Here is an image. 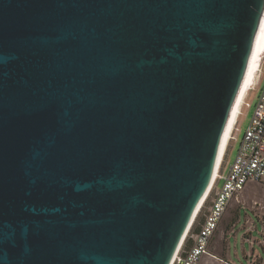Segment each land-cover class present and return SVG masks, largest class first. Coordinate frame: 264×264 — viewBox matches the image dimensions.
Listing matches in <instances>:
<instances>
[{
  "label": "water",
  "instance_id": "obj_1",
  "mask_svg": "<svg viewBox=\"0 0 264 264\" xmlns=\"http://www.w3.org/2000/svg\"><path fill=\"white\" fill-rule=\"evenodd\" d=\"M264 61V0H0V264H171Z\"/></svg>",
  "mask_w": 264,
  "mask_h": 264
},
{
  "label": "built area",
  "instance_id": "obj_2",
  "mask_svg": "<svg viewBox=\"0 0 264 264\" xmlns=\"http://www.w3.org/2000/svg\"><path fill=\"white\" fill-rule=\"evenodd\" d=\"M218 180H221L220 185H218ZM250 181H255L264 187V87L260 91L234 161L228 167L226 174L219 172L208 196L198 211V213L201 211L202 214L199 218L198 228L194 232L192 244L188 249H185L186 236L171 264H201V257L209 253L210 239L214 235L230 200L242 191ZM254 205L259 211L264 208V205H260L259 202H254Z\"/></svg>",
  "mask_w": 264,
  "mask_h": 264
},
{
  "label": "rangeland",
  "instance_id": "obj_3",
  "mask_svg": "<svg viewBox=\"0 0 264 264\" xmlns=\"http://www.w3.org/2000/svg\"><path fill=\"white\" fill-rule=\"evenodd\" d=\"M263 87L264 61L258 79L244 101L237 131L226 157V167H229L236 157ZM254 202L264 205V187L255 181L248 182L244 189L230 200L208 248L211 254L207 255L217 259V264H229L228 261L248 264L249 258L247 259L246 255L257 256L264 263V219H259L256 215L259 209ZM262 210L263 213L264 208Z\"/></svg>",
  "mask_w": 264,
  "mask_h": 264
},
{
  "label": "crops",
  "instance_id": "obj_4",
  "mask_svg": "<svg viewBox=\"0 0 264 264\" xmlns=\"http://www.w3.org/2000/svg\"><path fill=\"white\" fill-rule=\"evenodd\" d=\"M225 163H226V161H225ZM223 164L222 165V167H221V170H220V172H221V174H226V172L228 171V167H226V164ZM220 183H221V180H218V185H220ZM262 211L263 210H260L259 212H256V215L258 216V218L259 219H264V212L262 213ZM201 221V220H200ZM220 223V222H219ZM232 226L234 225V223H232L231 224ZM218 226H219V224H218ZM218 228V227H217ZM197 230V229H196ZM196 230H195V232H196ZM217 230V229H216ZM193 235H194V233H192L191 235H190V239L187 241V243H186V245H185V249H188L189 247H190V245L192 244V238H193ZM214 236V235H213ZM212 236V237H213ZM212 237H211V239H212ZM211 239H210V242H209V246H210V243H211ZM209 248V247H208ZM210 253V252H209ZM211 254V253H210ZM213 255V254H212ZM246 257H247V262H248V264H264L261 260H260V258L259 257H257V256H253V255H250V256H248V255H246ZM217 258H218V256H217ZM219 259V258H218ZM215 260H217V259H214V257H211V256H209V255H207V254H204L202 257H201V264H217V262L215 261ZM224 260H227V259H224ZM230 264H235L234 262H232V261H228ZM220 263V262H219Z\"/></svg>",
  "mask_w": 264,
  "mask_h": 264
},
{
  "label": "trees",
  "instance_id": "obj_5",
  "mask_svg": "<svg viewBox=\"0 0 264 264\" xmlns=\"http://www.w3.org/2000/svg\"><path fill=\"white\" fill-rule=\"evenodd\" d=\"M201 214H202V213H201V211H200V212L198 213V215H197V217H196L194 223L192 224V227L190 228L189 233H188V235H187V237H186L185 244H186L187 241L190 239V234L194 233L195 230L198 228L199 218H200Z\"/></svg>",
  "mask_w": 264,
  "mask_h": 264
}]
</instances>
